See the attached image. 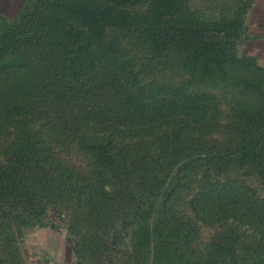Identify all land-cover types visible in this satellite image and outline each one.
<instances>
[{
    "label": "rangeland",
    "instance_id": "obj_1",
    "mask_svg": "<svg viewBox=\"0 0 264 264\" xmlns=\"http://www.w3.org/2000/svg\"><path fill=\"white\" fill-rule=\"evenodd\" d=\"M165 1L0 0V38L19 24L18 35H31L41 20L54 32L75 27L90 52L129 59L153 99L190 104L180 112L168 102L145 108L150 117L166 116L149 133L95 129L92 123L106 117L97 114L123 116L113 90H55L45 43L26 40L0 51V166L10 170L0 181V264H41L46 251L77 253L81 264H259L241 248H218L229 231L238 243H264L259 230L207 212L199 200L205 187L228 180L264 196V172L253 149H242L247 133L264 131V70L241 50L248 2ZM26 17L31 25L24 27ZM188 21L228 30L219 60H211L208 38L200 43L205 55L191 61L189 48L166 41L173 28L158 30ZM161 34L168 36L157 45ZM175 112L190 116L191 125L174 121ZM80 133L109 136L114 164L98 162Z\"/></svg>",
    "mask_w": 264,
    "mask_h": 264
},
{
    "label": "trees",
    "instance_id": "obj_2",
    "mask_svg": "<svg viewBox=\"0 0 264 264\" xmlns=\"http://www.w3.org/2000/svg\"><path fill=\"white\" fill-rule=\"evenodd\" d=\"M165 2L166 1L163 0V3ZM22 7L23 4L21 8ZM25 19L24 27L30 26V21H28L27 17ZM21 28V24H19V28H14L13 26L5 35L6 38H4V36L0 38V51L11 45L16 46L18 43L26 40L45 43L51 65L50 78L52 79V86L55 90L66 94L70 91H77L80 92V95H83L88 93V91L104 86L106 89H111L114 93L119 95L120 99L124 102V110L121 109L123 111V116L115 118L111 114H97L98 116L106 117L98 120L96 125L92 123V127L94 126L95 129H114L124 132L149 133L152 129L156 128L158 119L162 120L166 116H163L160 112H155L156 115L150 117L146 112L148 107L158 108V105H163L168 102L172 107L177 105L179 107V112L182 108H190V104H184L183 101L180 103L178 99L167 98L165 96H156L153 99V90L146 89V87L141 85L138 78V71L129 59L117 54L90 52V46L82 41L80 38V30L75 27L68 26L66 31L59 30L54 32V27L48 20H41L37 26L34 27L32 34L25 37L18 35ZM166 28L169 30L173 28L172 31H174V34L170 37L167 35L168 39H166V35L161 34L163 35L162 38L161 36L156 38L157 45H162L165 39L169 42H178L183 47L189 48L190 52L188 53V58L191 61H194L195 58L201 55H205V53L199 54V49H204L202 44H200L202 40L205 41L204 38L206 40L208 38L206 44L208 51H212L211 60H219L221 55L225 53L224 37L226 34L230 36L227 29L225 30L223 27H220L219 24L215 23L203 24L193 21L177 22L173 26L158 27V30L166 33ZM209 29L212 31L210 34H208ZM222 32L223 35H220ZM198 45L201 47L199 48ZM213 56L217 58L215 59ZM244 56L247 55L244 54ZM249 57L256 61L254 57ZM207 60H209V57H207ZM29 65L35 69V74L39 75L41 73L39 69H36L38 68L36 63L29 62ZM259 68L264 70L262 66H259ZM54 84L57 86H54ZM155 89V92L157 90H163L158 87ZM36 113L40 115L42 112L39 110ZM176 114L179 113L175 112L171 114L174 121H181L182 124L188 126L191 125L190 116L181 117V115H177L175 118L174 116ZM90 121L91 120L87 121L85 127H90V125H88ZM175 134L180 136L181 132L177 131ZM78 140L84 147L93 151L95 157L98 158V162L104 160L107 162L108 166L114 164L112 154L113 141L109 136L101 137L93 135V137H90L87 134L80 133L78 135ZM263 141L264 131H260V129L251 130L242 141L243 150L246 148L253 149V160L261 168L260 172H264ZM201 147L205 157L210 155V151L206 152V144ZM174 148L175 149H172L173 153L177 152L178 154H182L188 150L185 147ZM213 155L216 156V153ZM223 158L224 156L215 159L221 160ZM169 160V157L164 159V161ZM9 173V169L0 166V181L2 177H7ZM201 192L203 193L199 200L205 198L206 202L203 204V208H205L207 212H209L210 209L213 213H220V215L241 219L243 222H250L251 225L264 236V196L258 195L254 188L242 183H237L235 180H228L216 185H209L201 190ZM216 197L222 199L223 202L221 201L220 204L213 203L212 199ZM45 214L47 215L48 213L46 212ZM231 233L232 232L229 231L228 234H226L229 241L222 242L219 245L218 248H220L221 251H224V253H234L236 248H241V250H244L243 254L245 256L257 260L259 264H264L263 241L254 244L241 243L240 241L238 243L237 237L232 236ZM236 244L240 247H237ZM75 257V264H81L77 253H75Z\"/></svg>",
    "mask_w": 264,
    "mask_h": 264
},
{
    "label": "crops",
    "instance_id": "obj_3",
    "mask_svg": "<svg viewBox=\"0 0 264 264\" xmlns=\"http://www.w3.org/2000/svg\"><path fill=\"white\" fill-rule=\"evenodd\" d=\"M11 2V0H6ZM245 29L242 36V53L254 57L264 68V0H247ZM48 247V246H47ZM40 258L41 264H75V254L66 257L60 251L58 255L47 254Z\"/></svg>",
    "mask_w": 264,
    "mask_h": 264
}]
</instances>
